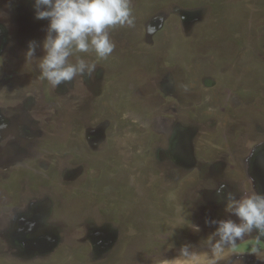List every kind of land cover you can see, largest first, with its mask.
<instances>
[{
    "label": "rangeland",
    "instance_id": "obj_1",
    "mask_svg": "<svg viewBox=\"0 0 264 264\" xmlns=\"http://www.w3.org/2000/svg\"><path fill=\"white\" fill-rule=\"evenodd\" d=\"M130 6L112 54L52 88L24 59L48 21L0 0V264H206L226 194L264 195V0ZM256 236L219 264H264Z\"/></svg>",
    "mask_w": 264,
    "mask_h": 264
},
{
    "label": "clouds",
    "instance_id": "obj_2",
    "mask_svg": "<svg viewBox=\"0 0 264 264\" xmlns=\"http://www.w3.org/2000/svg\"><path fill=\"white\" fill-rule=\"evenodd\" d=\"M33 8L35 19L47 20L48 25L40 42H27L24 59L29 64L35 62L40 79L46 80L52 88L77 76L91 75L96 70V63L77 54L91 52L99 59H106L115 48L110 30L115 26L134 25L130 0H33ZM38 46L43 53L39 57L36 56ZM224 187L221 185L217 189L218 195ZM225 211L237 217L238 222L232 219L206 220V223L215 225L204 241L208 249L206 264H219L227 247L234 246L253 231L257 233V241L264 237V195L251 190L236 199L229 192ZM190 228L197 233L201 230L192 222ZM260 251L259 247L252 248V254ZM179 256L191 260L195 256L193 246L184 244L179 249Z\"/></svg>",
    "mask_w": 264,
    "mask_h": 264
},
{
    "label": "flooded vegetation",
    "instance_id": "obj_3",
    "mask_svg": "<svg viewBox=\"0 0 264 264\" xmlns=\"http://www.w3.org/2000/svg\"><path fill=\"white\" fill-rule=\"evenodd\" d=\"M17 137H15V139H16ZM17 146H16V144H15V148H16ZM36 224H38V223H36ZM36 224H34V222H31V223H29V222H26V225L25 226H27V228L26 227H23V228H25V229H27V230H29V231H37L38 230V232H40V233H43V230H42V228H37L36 227ZM47 226V225H46ZM48 227V226H47ZM92 227V226H91ZM90 227V228H91ZM26 230V231H27ZM23 232H25V231H23ZM26 234L27 235H29V236H33L34 235V233H32V232H26ZM42 237H45V234H43L42 235ZM93 238V237H92ZM109 239H108V237H106V236H103L102 238H98V240H97V243H96V245H97V248H100L102 251H107L109 248H110V245H111V241H108ZM24 244H26L27 242L25 241V242H23Z\"/></svg>",
    "mask_w": 264,
    "mask_h": 264
}]
</instances>
